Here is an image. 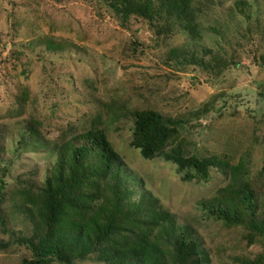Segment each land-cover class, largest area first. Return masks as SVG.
Returning <instances> with one entry per match:
<instances>
[{
  "label": "rangeland",
  "instance_id": "1",
  "mask_svg": "<svg viewBox=\"0 0 264 264\" xmlns=\"http://www.w3.org/2000/svg\"><path fill=\"white\" fill-rule=\"evenodd\" d=\"M230 1L215 0L210 10L203 8V22L220 25L224 34L222 55L236 61L215 77L198 67L169 68L164 62L169 50L191 42L182 34L157 40L141 21L126 28L104 0H0V181L6 185L0 202V264H21L31 257L18 242L30 235L26 224L6 216L13 193L24 184L43 182L60 141L89 129L106 134L138 195L150 193L178 222L196 228L210 264H264L263 237L249 242L245 228H228L201 212L198 203L226 188L229 177L212 170L206 182L185 181L172 164L144 160L130 147V113L154 110L184 122L183 137L193 152L245 163L256 187L263 188L264 15L260 34H249L247 24L239 26L229 13ZM258 3L257 10L264 12V0ZM47 40L62 50L49 51ZM214 97V109L194 117ZM31 120L41 133L38 141L21 130ZM76 264L101 262L92 256Z\"/></svg>",
  "mask_w": 264,
  "mask_h": 264
},
{
  "label": "trees",
  "instance_id": "2",
  "mask_svg": "<svg viewBox=\"0 0 264 264\" xmlns=\"http://www.w3.org/2000/svg\"><path fill=\"white\" fill-rule=\"evenodd\" d=\"M104 1L111 15L126 28L131 21H141L157 40L182 34L191 42L169 50L164 62L171 69L198 67L221 77L236 65L232 55L229 60L222 55L225 37L220 25H206L202 20L206 14L203 8L210 10L217 4L215 0ZM260 1H230L229 13L237 17L239 26L247 24L245 32L249 34H260L259 17L264 15L257 10ZM45 45L49 51L62 50L52 40ZM260 61L264 67V53ZM260 95L264 97V83ZM216 99L203 104L194 117L208 114ZM130 114V147L144 160L160 158L172 164L185 181L206 182L212 170L229 177L226 188L198 203L206 218L228 228H245L249 242L264 238V186L256 187L245 163L234 164L224 155L193 152L195 148L183 137L181 119L154 110ZM21 130L33 141L41 139L33 120L21 125ZM18 142L21 145L22 136ZM260 144L264 148V137ZM123 166L121 156L101 130L89 129L61 140L44 181L38 186L24 184L13 193L16 198H10L14 205L7 210V218L12 222L21 218L20 223L30 232L18 240L31 255L21 264H76L92 256L101 264H210L196 228L190 222H178L150 193L138 195ZM259 179H264V163ZM140 184L143 186L142 180ZM5 188L0 181V202Z\"/></svg>",
  "mask_w": 264,
  "mask_h": 264
}]
</instances>
